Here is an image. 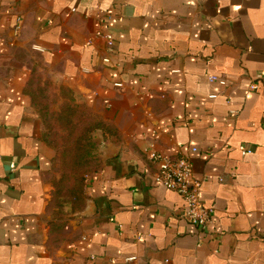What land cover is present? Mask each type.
<instances>
[{
    "label": "crops",
    "instance_id": "1",
    "mask_svg": "<svg viewBox=\"0 0 264 264\" xmlns=\"http://www.w3.org/2000/svg\"><path fill=\"white\" fill-rule=\"evenodd\" d=\"M260 73L264 0H0V264H264V80L248 96ZM36 82L107 126L64 218ZM150 151L190 156L210 232L155 184Z\"/></svg>",
    "mask_w": 264,
    "mask_h": 264
},
{
    "label": "rangeland",
    "instance_id": "2",
    "mask_svg": "<svg viewBox=\"0 0 264 264\" xmlns=\"http://www.w3.org/2000/svg\"><path fill=\"white\" fill-rule=\"evenodd\" d=\"M36 84L39 88L36 101L41 111L43 126L44 119L46 120L45 114H47L46 125L50 126L49 130L44 127V133L47 134L45 142L56 155L51 167V182L54 191L50 210L55 218H64L69 215V212L73 213L80 209L84 202L80 185L82 178L86 174L92 173L98 165L95 155L97 148L94 141H92L93 144H90L86 139L81 140L77 146V136L82 133V129L78 128L72 132V127L67 125V130L63 131V125L60 126L57 120L52 117L53 114L61 111L65 102L64 98L54 96L50 85L43 82H36ZM83 108L87 112V116L78 115L75 122L79 127L87 125L94 119L84 106ZM91 137L93 138V134Z\"/></svg>",
    "mask_w": 264,
    "mask_h": 264
},
{
    "label": "built area",
    "instance_id": "3",
    "mask_svg": "<svg viewBox=\"0 0 264 264\" xmlns=\"http://www.w3.org/2000/svg\"><path fill=\"white\" fill-rule=\"evenodd\" d=\"M101 38L105 42L107 53L104 63H110V57L114 56L117 51L116 41L110 33H102ZM263 80L264 73L256 75L255 80L248 88V96L259 89V83ZM210 81L226 84L224 80L216 77H211ZM239 151L244 157L252 153V150L246 146H240ZM191 152L196 153L197 149L193 148ZM147 155L150 162L157 168L154 175L155 184L180 195L186 204L184 217L188 222L200 231L210 232L214 209L206 206L201 200L202 182L194 176L190 156L168 157L153 151L147 152ZM11 167L15 169L14 165Z\"/></svg>",
    "mask_w": 264,
    "mask_h": 264
},
{
    "label": "trees",
    "instance_id": "4",
    "mask_svg": "<svg viewBox=\"0 0 264 264\" xmlns=\"http://www.w3.org/2000/svg\"><path fill=\"white\" fill-rule=\"evenodd\" d=\"M61 97L64 98V101H65L62 108H61V111L59 113L53 114L52 117L57 120V122L60 126L63 125L62 126L63 131L67 130V127H66L67 125L72 127L71 128L72 132H74L78 128L82 129V133L79 136H77V146L79 145V142L83 139H86L87 143L91 144L93 141V138L91 137L92 134H94L97 130H101V129L107 130V126L103 122L96 120L95 118L91 122H88L87 125H85L83 127H81V126L79 127V125L75 122L78 115L81 114V115H84L86 117L87 112L84 110L82 105H79L75 102L70 90L61 89ZM45 116H46V120L44 119V127H45V129L48 128L47 130H49L50 126L46 125L47 124V114H45ZM60 122H61V124H60ZM46 138H47V134L45 132L44 133V140L45 141H47ZM88 175L89 174H86L82 178V184L80 185L81 186L80 191H81V193H83L84 199H85L84 193H85V188H86V178ZM75 199L77 200L79 198H75ZM70 213H72V212H69V214Z\"/></svg>",
    "mask_w": 264,
    "mask_h": 264
}]
</instances>
